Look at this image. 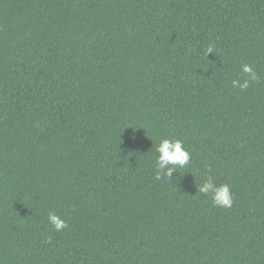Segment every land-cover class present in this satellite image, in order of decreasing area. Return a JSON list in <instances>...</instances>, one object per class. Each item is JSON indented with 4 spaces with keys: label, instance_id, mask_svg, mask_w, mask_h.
Instances as JSON below:
<instances>
[{
    "label": "trees",
    "instance_id": "16d2710c",
    "mask_svg": "<svg viewBox=\"0 0 264 264\" xmlns=\"http://www.w3.org/2000/svg\"><path fill=\"white\" fill-rule=\"evenodd\" d=\"M0 264H264V0H0Z\"/></svg>",
    "mask_w": 264,
    "mask_h": 264
},
{
    "label": "clouds",
    "instance_id": "9594fccd",
    "mask_svg": "<svg viewBox=\"0 0 264 264\" xmlns=\"http://www.w3.org/2000/svg\"><path fill=\"white\" fill-rule=\"evenodd\" d=\"M212 51L213 48L210 45L207 48V54L212 53ZM242 71L247 78L243 83L233 80L232 86L243 91L249 88L250 82L258 81L259 77L252 66L248 64L243 65ZM156 152L158 153L156 158V180H162L167 177L169 178L168 182H171L172 173L176 172L177 168L185 167L190 160V153L184 148L183 142L178 139H162L156 147ZM198 191L204 195L211 194L214 206L230 208L233 204L234 196L229 186L227 184L217 186L212 176L207 177L199 186ZM48 221L57 232L68 228L67 221L55 212L48 213Z\"/></svg>",
    "mask_w": 264,
    "mask_h": 264
}]
</instances>
